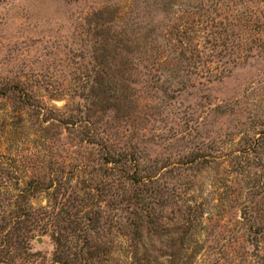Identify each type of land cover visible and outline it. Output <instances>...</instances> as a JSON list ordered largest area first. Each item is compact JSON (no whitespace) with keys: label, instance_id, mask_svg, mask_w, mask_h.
I'll return each instance as SVG.
<instances>
[{"label":"rangeland","instance_id":"374dc122","mask_svg":"<svg viewBox=\"0 0 264 264\" xmlns=\"http://www.w3.org/2000/svg\"><path fill=\"white\" fill-rule=\"evenodd\" d=\"M218 3L0 0V264H135L109 151L142 264H264V0Z\"/></svg>","mask_w":264,"mask_h":264},{"label":"trees","instance_id":"16d2710c","mask_svg":"<svg viewBox=\"0 0 264 264\" xmlns=\"http://www.w3.org/2000/svg\"><path fill=\"white\" fill-rule=\"evenodd\" d=\"M223 4L226 0H218ZM183 37L182 34H180L178 37ZM167 82V81H166ZM4 93V92H3ZM102 161L104 165L111 164V167L107 168L105 167L104 173H107L108 175H115L117 177V183H125L128 187L127 190L129 191L128 198L126 199L127 205L130 207V214L132 215V218H128V238L130 241V247L133 248V256L135 264H142L139 259L140 258H148L147 256H140V253L138 252V246L141 241V229L144 225L154 227L155 219L149 218V212L145 206L148 205V203L152 200H154V193L156 192L155 188L150 189L149 195L150 197H145V192L148 191L146 189L148 184L155 183V176L150 175V173H147L143 171L138 165V163L134 162V159L127 153H112V152H106L103 157ZM100 165L98 166L99 169ZM103 181H100L96 187V191L98 193H104L103 189L109 185L103 184ZM30 182H26L25 186L29 187ZM100 186V187H99ZM111 186H109L107 189H109ZM25 187L23 188V190ZM27 189V188H26ZM100 191V192H99ZM25 191L18 190L17 194L15 195L16 199L23 198V194ZM152 197V198H151ZM96 217V216H95ZM89 258L93 256V252H89ZM85 260V259H84ZM88 259H86L87 261ZM57 264H69L65 260H59L57 261ZM153 264H156V261L153 259Z\"/></svg>","mask_w":264,"mask_h":264}]
</instances>
